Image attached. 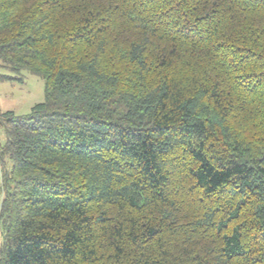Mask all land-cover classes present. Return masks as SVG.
I'll return each mask as SVG.
<instances>
[{
	"label": "trees",
	"instance_id": "trees-1",
	"mask_svg": "<svg viewBox=\"0 0 264 264\" xmlns=\"http://www.w3.org/2000/svg\"><path fill=\"white\" fill-rule=\"evenodd\" d=\"M0 264H264V0H0Z\"/></svg>",
	"mask_w": 264,
	"mask_h": 264
},
{
	"label": "rangeland",
	"instance_id": "rangeland-1",
	"mask_svg": "<svg viewBox=\"0 0 264 264\" xmlns=\"http://www.w3.org/2000/svg\"><path fill=\"white\" fill-rule=\"evenodd\" d=\"M4 71L0 70V74ZM23 83L0 82V110L1 112L13 111L17 115H24L32 107L44 101V81L29 72H23ZM4 134L0 130V144L4 142ZM1 186V167H0Z\"/></svg>",
	"mask_w": 264,
	"mask_h": 264
}]
</instances>
